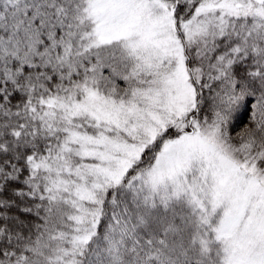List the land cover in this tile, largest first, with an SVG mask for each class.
Listing matches in <instances>:
<instances>
[{"label":"snow or ice","instance_id":"1","mask_svg":"<svg viewBox=\"0 0 264 264\" xmlns=\"http://www.w3.org/2000/svg\"><path fill=\"white\" fill-rule=\"evenodd\" d=\"M0 264H264V0H0Z\"/></svg>","mask_w":264,"mask_h":264}]
</instances>
